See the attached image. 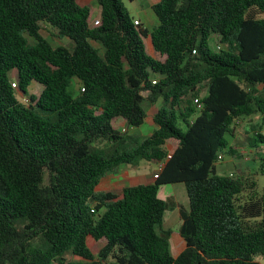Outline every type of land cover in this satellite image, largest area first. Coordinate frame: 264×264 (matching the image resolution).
<instances>
[{
  "label": "trees",
  "instance_id": "obj_1",
  "mask_svg": "<svg viewBox=\"0 0 264 264\" xmlns=\"http://www.w3.org/2000/svg\"><path fill=\"white\" fill-rule=\"evenodd\" d=\"M94 1L97 24L79 0H0V264H261L264 189L216 163L237 154L243 117L260 116L248 143L264 149V0H155L151 28L122 0ZM33 83L40 94L22 102L16 89ZM158 101L152 132L127 138ZM143 161L162 164L152 183L95 191ZM174 183L187 208L158 196ZM88 238L104 241L97 254Z\"/></svg>",
  "mask_w": 264,
  "mask_h": 264
},
{
  "label": "rangeland",
  "instance_id": "obj_2",
  "mask_svg": "<svg viewBox=\"0 0 264 264\" xmlns=\"http://www.w3.org/2000/svg\"><path fill=\"white\" fill-rule=\"evenodd\" d=\"M124 5L127 7L130 15L134 17H139V21L144 22L145 25H147L148 28H151L152 26L157 24V18L154 14V12L151 9V5L149 0H122ZM151 2H154L155 0H150ZM80 4L88 5L92 7L93 14L92 19L99 17V8L96 6V2L94 0H80ZM41 33L44 37H46L53 45H66L69 46L71 43L66 38H59L56 35V30L54 28H51L50 26H47L43 23H41ZM31 41V39L29 38ZM146 51L151 56H155V54L152 52L150 48L149 40H144ZM95 45V43H93ZM213 46V43L211 44ZM9 77L17 82V73L15 70H12L9 72ZM41 86L38 84L33 83L30 85L28 90V95L33 94L35 96H38L41 92ZM70 90L73 94L77 92V86L72 85L70 87ZM145 94V93H144ZM205 94V89L201 90L200 97ZM16 96L20 99L21 94L16 89ZM161 106V101L156 102L155 104H151L149 102H144V108L146 111V116L143 125H141L138 128H127L125 132V136L127 138H131L132 141L140 142L143 138H145L147 135H149L152 130L155 128L152 116L159 107ZM260 116L254 115L250 117H243L240 119H237L234 121V124L232 126V133L233 136L230 137V143L236 149L237 154H235L237 160L239 161L238 165V171H240L242 168L246 169V166L248 165V168L251 170V174L254 176L257 188L261 191L264 189V149L263 146H260V148L256 149L251 147L248 143V137L249 135H252L255 130H257V125L259 123ZM115 127L117 129H120L121 127H126L124 123L121 121H117L115 123ZM253 151V152H252ZM263 155V157H262ZM224 159L221 162L222 165H225V161L231 158L230 154H224ZM143 169L142 172H150L149 170L156 171L158 170V164L155 162H146L143 161ZM220 163V164H221ZM219 164V165H220ZM217 166V173L222 174V170L220 166ZM245 167V168H244ZM262 167V168H261ZM111 172H108V174ZM107 174V175H108ZM158 196L161 199L167 200L168 197H173L176 202L183 205L184 207H188V197L186 193V189L183 183H174V184H164L159 187L158 190ZM163 224L165 228H170L173 231H177L181 224V218L179 211L177 209L173 210H166L163 215ZM87 244L89 248L92 250L94 254H97L99 249L103 246L104 242L102 240L95 241L92 238H88ZM69 255H67V258L69 259ZM257 260L264 264V258L258 257Z\"/></svg>",
  "mask_w": 264,
  "mask_h": 264
},
{
  "label": "crops",
  "instance_id": "obj_3",
  "mask_svg": "<svg viewBox=\"0 0 264 264\" xmlns=\"http://www.w3.org/2000/svg\"><path fill=\"white\" fill-rule=\"evenodd\" d=\"M79 2H80V0H79ZM149 2H150V5H152L153 2H151L150 0H149ZM96 6H98V5H96ZM97 18H93V19H97ZM134 19L139 20L140 18L134 17ZM142 23L144 24V22H142ZM145 26L147 27V25H145ZM147 40H149V39H147ZM149 43H150V41H149ZM150 48H151V44H150ZM151 50H152V48H151ZM117 121H121L122 123L125 124V122L123 120L118 119L114 122V126H115V123ZM250 136L251 135H249V137ZM168 146L172 150L175 147V143L173 141H170L168 143ZM253 151L256 152V149ZM223 159H224V157L222 156L220 158V160L216 163V169H217V166L223 161ZM223 164H225V165H222V163L219 165L221 167L222 174H232V173L251 174V170L248 168V165L246 166V169L242 168L240 171H238L239 161L237 160L236 156L231 155V158L228 159L227 161H225V163H223ZM142 167H143L142 162L139 163V165L136 167L121 166L120 168H118L117 171L109 173L108 175L107 174L104 175L100 179L99 183L97 184L95 191H97V192H105V191L120 192L122 190V188H124L126 186L152 183L155 179L154 175L159 172V170L161 169L162 166H161V164L158 163L159 169L156 171L149 170L150 172H148V173L142 172V169H143ZM172 249L175 252V248L172 247Z\"/></svg>",
  "mask_w": 264,
  "mask_h": 264
},
{
  "label": "built area",
  "instance_id": "obj_4",
  "mask_svg": "<svg viewBox=\"0 0 264 264\" xmlns=\"http://www.w3.org/2000/svg\"><path fill=\"white\" fill-rule=\"evenodd\" d=\"M97 23H98V19H95L94 20V24H97ZM135 23H137V20H135ZM12 86L15 87V88H17V84L16 83H13ZM20 99H21L22 102L28 103L29 102V95H21V98ZM167 158H170V156H168ZM220 158H221V156H219V159ZM161 166H162V164H161ZM154 177L156 178L157 177V174H155Z\"/></svg>",
  "mask_w": 264,
  "mask_h": 264
}]
</instances>
